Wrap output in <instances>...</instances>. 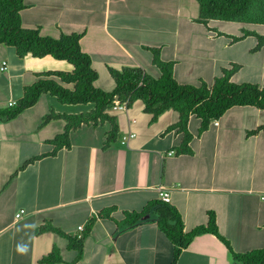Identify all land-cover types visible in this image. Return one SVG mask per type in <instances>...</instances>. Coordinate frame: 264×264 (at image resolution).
<instances>
[{
    "label": "crops",
    "instance_id": "crops-1",
    "mask_svg": "<svg viewBox=\"0 0 264 264\" xmlns=\"http://www.w3.org/2000/svg\"><path fill=\"white\" fill-rule=\"evenodd\" d=\"M23 4L24 28L52 38L82 33L80 50L90 56L97 73L94 86L100 90L115 87L108 68H141L158 78L151 48L159 50L162 61L174 63L178 84L211 86L223 69L237 64L233 83L264 86V45L253 51L257 44L253 36L232 42L217 34L264 31L238 28L234 33L221 21H208L209 30L196 21V0H23ZM72 69L50 56L19 58L13 47L0 45V109L19 100L24 88L43 79V73ZM92 109V104L66 105L41 94L14 119L0 120V264H38L54 246L62 260L55 264H170L173 246L153 220L131 228L116 224L124 212L140 211L158 200V186L168 190L169 204L180 214L185 232L206 225L208 213H213L218 233L235 253L264 250V132L248 134L264 126V110L232 107L202 132L200 119L191 115L187 155L178 151L182 134L165 132L175 123V113L167 110L151 121L143 102L136 100L128 108L106 111L118 127L116 140L107 148L102 146L108 123L81 125L69 132V148L23 167L52 152L48 141L64 130L62 119L43 124L46 114ZM128 134L133 137L122 143ZM108 208H114L110 219L95 221L75 263L76 251L67 248L66 239L40 231L50 224L77 237L91 218ZM78 226L83 227L81 233ZM176 264L241 263L216 237L202 234L182 250Z\"/></svg>",
    "mask_w": 264,
    "mask_h": 264
},
{
    "label": "trees",
    "instance_id": "trees-1",
    "mask_svg": "<svg viewBox=\"0 0 264 264\" xmlns=\"http://www.w3.org/2000/svg\"><path fill=\"white\" fill-rule=\"evenodd\" d=\"M199 5V17L196 20L205 28L211 30L208 21H226L246 25H264V0H196ZM23 0H0V45L13 47L19 58L30 54L36 58L50 56L55 60L66 61L73 66L71 72H46L43 79L26 86L23 96L12 107L0 109V120H12L22 111L32 107L41 94H49L61 104L86 105L92 104L93 109L80 114H59L50 111L43 117L46 124L54 119L65 121L64 130L48 143L53 145V151L30 159L28 165L36 159L46 155H54L62 148H69V132L81 125H98L108 123L110 130L106 132V140L102 146L107 148L116 140L118 127L114 117L106 111L115 106L128 108L136 100L144 104V112L151 115V121L167 110H172L176 121L165 132L176 130L182 134L178 151L191 155L189 143L192 136L187 131V122L191 115L200 119L199 132L207 129L212 121L218 120L227 110L236 106H251L264 110V86L251 83H233L231 76L239 66L232 64L230 68L222 70L220 77L214 79L211 86L201 82L199 86L178 84L173 77V62L160 59L159 50L151 48L152 64L160 71V76L154 78L141 68H122L120 71L108 68V73L114 80L115 87L106 92L94 86L97 73L91 67V58L80 50V34H60L56 38L43 36L38 29H28L21 25L20 11L24 9ZM232 42L242 40L246 36H253L257 44L253 51H258L264 45V35L243 31L241 36H226ZM59 81L57 82L56 79ZM64 85H73L72 89ZM264 132V126L248 132L255 135ZM114 208L99 212L85 225L80 238L70 236L63 231L47 224L40 231H50L67 240V248L76 251L72 263L81 259L84 239L97 219H110ZM123 220L116 222L119 227L131 228L140 223L153 220L159 231L173 246L170 264L176 261L194 237L210 234L222 242L230 252L232 258L241 264H264V250H253L246 253H235L229 242L223 238L216 226L215 216L208 213L206 225L195 227L187 232L178 211L169 203L152 200L140 211L124 212ZM57 247H53L49 254L41 258L38 264H55L61 262Z\"/></svg>",
    "mask_w": 264,
    "mask_h": 264
},
{
    "label": "built area",
    "instance_id": "built-area-1",
    "mask_svg": "<svg viewBox=\"0 0 264 264\" xmlns=\"http://www.w3.org/2000/svg\"><path fill=\"white\" fill-rule=\"evenodd\" d=\"M2 65L4 66L5 64L2 63ZM1 69H3V68H1ZM14 105H15V102L9 101L8 104H7V107H12ZM131 137H133L132 134H128V135L122 137V139H121L122 143H125L126 139L127 138H131ZM157 192H158L159 200H161V201H163L165 203H169V192H168L167 189L163 188L162 186H158L157 187ZM19 216H20V214H16L15 215V217H17V218ZM77 229H78V232H80V233L83 231V227L82 226H78ZM80 236H81V234H79L77 237L80 238Z\"/></svg>",
    "mask_w": 264,
    "mask_h": 264
},
{
    "label": "rangeland",
    "instance_id": "rangeland-1",
    "mask_svg": "<svg viewBox=\"0 0 264 264\" xmlns=\"http://www.w3.org/2000/svg\"><path fill=\"white\" fill-rule=\"evenodd\" d=\"M223 23L222 26H231V31H233L234 33L237 32L238 28H245V30H254L255 32L261 33L262 31H264V25H246V24H241V23H230V22H226V21H221ZM227 28H225L224 30H226Z\"/></svg>",
    "mask_w": 264,
    "mask_h": 264
}]
</instances>
